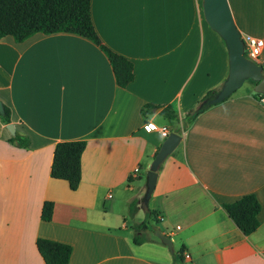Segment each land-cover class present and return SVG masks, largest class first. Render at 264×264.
I'll use <instances>...</instances> for the list:
<instances>
[{
	"label": "crops",
	"instance_id": "1",
	"mask_svg": "<svg viewBox=\"0 0 264 264\" xmlns=\"http://www.w3.org/2000/svg\"><path fill=\"white\" fill-rule=\"evenodd\" d=\"M228 3L240 34L264 39V0ZM90 15L101 41L133 63L126 87L87 38H0V100L15 133L29 140L26 148L11 143L0 120V264H45L38 237L71 244L67 264H176L171 252L180 247L189 254L184 264H264V103L254 83L184 126L183 116L228 73L225 44L204 20L201 0H90ZM146 104L158 107L144 115ZM164 107L177 119L162 116ZM163 129L182 139L145 206ZM79 139L81 178L71 190L50 176V165L57 142ZM249 193L261 205L259 225L244 234L223 204ZM45 200L53 201L49 221L40 218ZM135 201L134 217L144 219L145 207L157 211L172 251L153 233L131 241Z\"/></svg>",
	"mask_w": 264,
	"mask_h": 264
},
{
	"label": "trees",
	"instance_id": "2",
	"mask_svg": "<svg viewBox=\"0 0 264 264\" xmlns=\"http://www.w3.org/2000/svg\"><path fill=\"white\" fill-rule=\"evenodd\" d=\"M37 32L43 34L64 32L87 38L106 55L119 87H126L133 80V63L125 56L111 50L97 35L91 20L90 0H0V38L10 35L14 41L20 42ZM214 92L215 90H209L198 105L186 114L185 121H191L207 108L208 106L201 104ZM253 95L258 99L260 97L257 92ZM157 107L158 105L146 104L142 107V113L148 115ZM160 114L170 119H177V115L167 107H164ZM0 120L4 124L11 122V110L4 103ZM9 141L23 148L29 144L27 136L17 132ZM85 145L86 142L82 139L64 140L57 142L53 149L50 176L65 180L71 190H75L80 182L81 154ZM223 208L244 234H250L258 227L257 214L261 205L255 194H245L223 204ZM137 209V202H132L129 206V215L133 217ZM52 211L53 201L45 200L41 207L40 218L43 221L51 220ZM159 223L157 211L145 207V218L132 224L131 241L134 244L146 242L147 232L153 233L155 229L160 228ZM35 244L45 264L68 263L72 252L71 244L43 237L36 238ZM171 254L174 263L184 264L183 247L172 251Z\"/></svg>",
	"mask_w": 264,
	"mask_h": 264
},
{
	"label": "water",
	"instance_id": "3",
	"mask_svg": "<svg viewBox=\"0 0 264 264\" xmlns=\"http://www.w3.org/2000/svg\"><path fill=\"white\" fill-rule=\"evenodd\" d=\"M201 8L208 26L223 40L228 59V73L225 80L212 95L203 100L201 106L223 101L245 81H252L253 90L264 94V62L258 63L246 57L243 40L235 25L228 0H201ZM2 112L3 103L0 100V114ZM5 128L11 135L15 134V128L11 122L5 124ZM181 139V134L171 131L161 142L146 172L145 190L141 198L142 205L148 204L161 163L177 147ZM153 234L172 251L171 238L161 228L155 229Z\"/></svg>",
	"mask_w": 264,
	"mask_h": 264
},
{
	"label": "built area",
	"instance_id": "4",
	"mask_svg": "<svg viewBox=\"0 0 264 264\" xmlns=\"http://www.w3.org/2000/svg\"><path fill=\"white\" fill-rule=\"evenodd\" d=\"M241 38L243 40L246 57L257 62L264 48V39L249 34L241 35ZM259 101L264 103V94H260ZM161 132L164 137H166L168 134L167 130L165 129H163ZM183 257L184 259H188L189 254L184 252Z\"/></svg>",
	"mask_w": 264,
	"mask_h": 264
},
{
	"label": "rangeland",
	"instance_id": "5",
	"mask_svg": "<svg viewBox=\"0 0 264 264\" xmlns=\"http://www.w3.org/2000/svg\"><path fill=\"white\" fill-rule=\"evenodd\" d=\"M249 85H250V83H249V81H245L243 84H242V88H246V87H249ZM185 116H183V118H184ZM186 123H187V121H185V118H184V126H186ZM169 124L171 125V122H169ZM127 219H128V222L129 223H133V222H139V221H141L143 218L142 217H137V216H133V217H131L129 214H128V216H127ZM148 234H150V235H152L150 232H147V235Z\"/></svg>",
	"mask_w": 264,
	"mask_h": 264
}]
</instances>
